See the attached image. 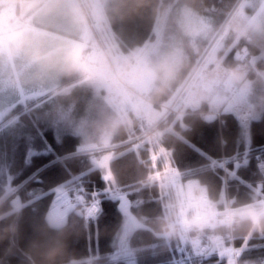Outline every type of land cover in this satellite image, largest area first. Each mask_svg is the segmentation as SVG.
Wrapping results in <instances>:
<instances>
[{
  "label": "trees",
  "instance_id": "1",
  "mask_svg": "<svg viewBox=\"0 0 264 264\" xmlns=\"http://www.w3.org/2000/svg\"><path fill=\"white\" fill-rule=\"evenodd\" d=\"M237 2L146 0L139 4L137 0H125L117 13L115 0H109L106 14L110 29L125 54L154 38L157 17L163 9L169 10L167 26L173 36L181 33L184 11L208 16L212 22L211 32L199 40L198 50L185 44L187 57L178 83L170 86L160 80L150 92V101L155 105L165 104L176 95ZM246 46L258 53L254 45ZM234 55L231 51L227 61L240 63ZM258 65L264 69V61ZM206 110L170 116L160 127L154 152L160 149L184 182L198 180L207 189L212 206L225 217L223 212L228 207L236 210L264 199V177L258 168V163L264 162V111L260 119L250 122L246 140L242 122L234 113H221L220 118L209 120ZM16 113L24 118L31 112ZM144 124L134 118L131 126L121 125L114 137V143L121 147L110 156L109 166L118 191L124 195L119 199L106 195L108 184L102 170L94 166V156L81 152L79 136L67 134L58 140L52 130L47 131L46 140L34 148L38 152L34 156L29 155L34 142L29 140L28 125L15 128L16 136H0V166L8 165L11 179V185L0 179V264H130L124 259H113L125 222L126 205L132 217L143 220L144 226L137 227L129 239L135 253L132 264H264V232L248 228L229 232L223 226L205 229L204 225L196 224L185 234L186 242L182 239L184 232L157 235L161 221L171 219L177 223L175 207L181 198L172 188L169 191L153 179L151 144L136 149L127 143L133 132V135L143 132ZM9 185L14 190L12 196ZM61 187L75 188L74 191L78 188L88 194L98 192V214L86 219L75 211L62 226L51 225L50 210L56 190ZM15 198L19 200L18 209L13 202ZM69 205L67 198L59 197L54 210L63 214ZM185 212V218L193 219L192 209L186 208ZM214 241L228 252L214 251L213 247H217ZM54 251L57 255L50 257Z\"/></svg>",
  "mask_w": 264,
  "mask_h": 264
},
{
  "label": "rangeland",
  "instance_id": "2",
  "mask_svg": "<svg viewBox=\"0 0 264 264\" xmlns=\"http://www.w3.org/2000/svg\"><path fill=\"white\" fill-rule=\"evenodd\" d=\"M20 1L10 0L9 4L17 2L19 8L21 6ZM78 1L82 8H76V13H80L77 14V17L79 18L81 15L90 37L97 46L93 53H97L100 58L107 61V68L113 79L112 83L116 86V91L120 93V102H117L116 107L104 105L101 102L97 103V98L92 100L90 96H84L89 93L88 89H79L75 91L73 98L71 97L73 101L70 104L59 103V107L52 105L50 107L53 109L48 113H43V105L38 106V109L41 108L42 111L37 112L34 116H39V121L32 123L20 121L16 116L6 122L3 119L12 115L17 109L9 110L8 107L13 105L12 96L0 89V136H16L14 131L17 129L15 128L28 125L26 128L31 133L29 140L34 142L30 154L28 153L30 156L38 154L34 148L40 146L41 144L38 143H42V140H46L45 133L47 131L52 130L58 140L67 134L79 136L82 141L81 152L85 155L90 153L94 156V166L102 170L103 177L108 184L106 195L119 199L124 195L118 191L109 166L110 156L114 155L113 152L121 147L114 143L117 131L114 132L113 129L117 125L119 127L121 125L131 126L133 119L139 118L145 123L144 130L135 135L133 132L130 141L127 143L129 146L137 147L136 149L145 143L151 144L154 153L155 175L153 177L155 178L153 179H157L161 183L167 180L172 181L173 185L169 186L168 184L166 188L169 191L171 188V190L175 188L173 191L181 198L178 207L171 204L178 210L175 216L178 221L176 225H184L185 230L183 232L188 234L196 224L204 225L205 229H214L231 223L235 210L226 208L223 212L224 217L220 216L219 211L208 201L201 204L207 200V198L205 200L203 198L206 193L205 188L198 183L193 185L192 182H189L190 180L182 181L181 174L174 164L170 161L167 162L160 149L154 152V148L157 147L160 127L164 124L165 119L176 114L182 116L188 111H198L205 108H207L205 112L209 111L206 114L209 120L214 119L217 114L234 113L242 122L245 138L248 140L250 122L260 119L264 111V69L258 65L260 61H264V43L249 38V33L253 31L264 32V0H238L228 19L207 45L204 53L197 60L195 68L182 83L176 95L167 103L159 105L148 102L150 101L148 99L150 92L160 80L170 86L178 83L183 69L182 63L187 57L185 44L187 43L194 51L199 49V40L207 37L212 29V22L209 17L200 16L190 10L182 12L181 33L178 36H173L169 34L167 26L169 10L163 9L157 17L154 40H149L145 48L137 49L127 55L119 48L120 52L124 54L120 55L117 43L112 40L113 34L106 14L109 0ZM9 21L4 22L9 23ZM0 25H2L1 17ZM16 25H19V22ZM227 41H230V44H227ZM108 42L111 43V46ZM248 44L254 45L258 49V53L246 46ZM112 45L114 50L109 49ZM102 48L103 52H100ZM231 51H234V57L240 63L233 64L227 61L226 58ZM88 54L84 56L85 59ZM91 61H94V58ZM100 83L91 84L96 90L98 86H101ZM80 102L81 105H77ZM44 115L45 117H43ZM55 116H61V118L54 122L53 117ZM9 175L8 165L2 164L0 166V179L6 180L7 185L11 183ZM10 185L8 190L12 196L14 190ZM74 189L61 187L56 190V197H65L73 201V207L69 214L76 211L86 219L95 217L99 212L100 204V201L97 200L98 192L88 194L78 188L75 191ZM13 202L18 209L19 200L15 198ZM69 203L71 202L69 201ZM254 205L257 207L264 206V199ZM190 207H202L206 221H197L194 215L193 219L185 218L187 215L185 209ZM123 210L126 216L125 222L116 241L117 254L113 259H124L132 264L135 253L131 250L129 239L137 227L144 226L143 220L132 217L128 205ZM181 212L184 214L182 215ZM69 214L58 220L51 218L49 222L55 227H60ZM179 216L181 217L179 218ZM183 241L186 242V235L183 236ZM214 243L217 246L213 247L214 251L217 249L221 252L224 250L228 252L225 246L216 241ZM233 258H235L234 252Z\"/></svg>",
  "mask_w": 264,
  "mask_h": 264
},
{
  "label": "crops",
  "instance_id": "3",
  "mask_svg": "<svg viewBox=\"0 0 264 264\" xmlns=\"http://www.w3.org/2000/svg\"><path fill=\"white\" fill-rule=\"evenodd\" d=\"M80 6L78 0H21L19 18H12L9 23L3 21L9 8H0V89L12 96L9 110L31 112L23 118L15 111L10 119L17 116L20 121H38L40 117L34 116L42 111L38 106L43 105V113H48L52 105L70 104L79 89H88L84 96L97 98V103L116 107L120 102L106 60L84 58L97 46L81 15L77 17L80 13H76V8L81 9ZM112 40L120 52L114 36ZM109 49L114 50L113 45ZM98 82L101 86L95 90L92 85ZM60 118L55 116L53 121Z\"/></svg>",
  "mask_w": 264,
  "mask_h": 264
},
{
  "label": "clouds",
  "instance_id": "4",
  "mask_svg": "<svg viewBox=\"0 0 264 264\" xmlns=\"http://www.w3.org/2000/svg\"><path fill=\"white\" fill-rule=\"evenodd\" d=\"M146 0H137V3L143 4ZM125 0H115L114 10L119 13L121 11L122 5ZM249 38L259 42L264 43V32L253 31L249 33ZM163 90V89H161ZM119 125L113 129V131H118ZM253 214L255 215V220L253 219ZM229 232H236L244 228L249 230H256L264 232V206L257 207L256 205H245L234 211L233 220L231 223L223 226ZM160 231L157 235L164 236H174L178 232H183L185 230L184 225L177 226L171 219H165L159 224ZM50 257H55L57 253L54 251L49 254Z\"/></svg>",
  "mask_w": 264,
  "mask_h": 264
},
{
  "label": "built area",
  "instance_id": "5",
  "mask_svg": "<svg viewBox=\"0 0 264 264\" xmlns=\"http://www.w3.org/2000/svg\"><path fill=\"white\" fill-rule=\"evenodd\" d=\"M5 1L7 0H0V4L1 3H4ZM15 3V7L13 10H11V12L8 14V16L6 17V19H8L11 15H15V12H16V8H17V2H14ZM100 52H103V48L100 49ZM99 55L97 53H91L87 56V58H97ZM108 152V151H107ZM91 155V154H90ZM92 156V155H91ZM258 168H259V171L261 173V175L264 177V162H259L258 163ZM196 183L193 182V185H195ZM205 195L207 196V193H205ZM197 209V212H196V219L198 221H201L202 220V217H201V213L198 211L199 207H196Z\"/></svg>",
  "mask_w": 264,
  "mask_h": 264
},
{
  "label": "bare ground",
  "instance_id": "6",
  "mask_svg": "<svg viewBox=\"0 0 264 264\" xmlns=\"http://www.w3.org/2000/svg\"><path fill=\"white\" fill-rule=\"evenodd\" d=\"M232 16V15H231ZM99 47V46H98ZM98 50V49H97ZM99 51V50H98ZM142 142H143V140H142ZM144 143V142H143ZM115 153V152H114ZM107 155V154H106ZM100 156V155H99ZM108 156H109V154H108ZM145 161H147V160H145ZM147 164V163H146ZM158 186V185H157ZM161 187V186H160ZM69 200V199H68ZM71 203H70V205H69V208H68V210L67 211H65L63 214H59L57 211H55L54 209H55V207H54V205H53V207H52V210H51V218L53 219V220H58V219H62L63 217H65V216H67V214H69L70 212V210H72V207H73V201H71V200H69ZM57 224V223H56Z\"/></svg>",
  "mask_w": 264,
  "mask_h": 264
},
{
  "label": "snow or ice",
  "instance_id": "7",
  "mask_svg": "<svg viewBox=\"0 0 264 264\" xmlns=\"http://www.w3.org/2000/svg\"><path fill=\"white\" fill-rule=\"evenodd\" d=\"M255 218H256V217H255V215L253 214V219L255 220Z\"/></svg>",
  "mask_w": 264,
  "mask_h": 264
},
{
  "label": "water",
  "instance_id": "8",
  "mask_svg": "<svg viewBox=\"0 0 264 264\" xmlns=\"http://www.w3.org/2000/svg\"><path fill=\"white\" fill-rule=\"evenodd\" d=\"M58 201V198L55 199V203Z\"/></svg>",
  "mask_w": 264,
  "mask_h": 264
}]
</instances>
